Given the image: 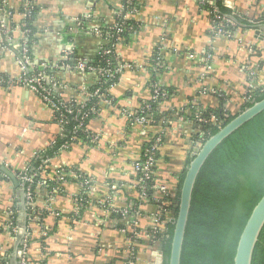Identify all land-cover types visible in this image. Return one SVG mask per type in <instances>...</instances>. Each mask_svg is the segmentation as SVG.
<instances>
[{"label": "crops", "instance_id": "crops-1", "mask_svg": "<svg viewBox=\"0 0 264 264\" xmlns=\"http://www.w3.org/2000/svg\"><path fill=\"white\" fill-rule=\"evenodd\" d=\"M9 1L11 31L4 42L0 38V75L19 79L23 75L20 45L25 40L22 23L27 0ZM136 1L140 10L134 17L140 29L116 48L120 61L128 65L110 90L118 103L103 102L99 114L89 122L88 128L97 135V141L74 140L51 157L47 167L51 172L64 167L65 179L56 181L49 171L51 174L44 180L55 183L48 185L42 180L34 188L35 218L28 210L26 234L35 264H124L130 243L129 232L124 229L128 221L121 224L113 212L103 210L104 200L112 209L128 201L141 204L140 237L135 246L137 264H163L162 240L150 235L154 226L150 219L159 204L149 196L141 198L135 186L137 172L133 163L144 143L157 136L162 138L157 172L177 191L179 177L197 143L198 124L188 116L197 110L240 111L252 68H258L257 81L264 83V39L256 37L254 29L243 28L232 37L214 36L211 2L215 4L216 0ZM222 1L227 8L247 17L264 19V0ZM126 3L127 0H34L38 8L37 32L30 48L32 64L28 75L46 64L47 76L51 77L48 82L61 98L85 99L97 74L82 71L74 64L78 60L90 63L102 53L110 39L93 31L116 24L117 17L125 14L119 12L125 10ZM160 45L165 48L166 67L159 81L167 90L160 111H174L175 115L146 127L132 125L128 111L139 107L150 95L152 60ZM207 54L211 58L205 64ZM63 134L54 110L34 91L18 84L0 85V163L12 173L24 171ZM75 171L92 179V200L80 213L76 203L83 190ZM0 178V264H16L26 188L17 177L2 170ZM156 192L160 200L164 194ZM11 220H16L20 231L9 227Z\"/></svg>", "mask_w": 264, "mask_h": 264}, {"label": "trees", "instance_id": "trees-1", "mask_svg": "<svg viewBox=\"0 0 264 264\" xmlns=\"http://www.w3.org/2000/svg\"><path fill=\"white\" fill-rule=\"evenodd\" d=\"M133 9H136L137 13L140 10V4L136 0H133V3L131 4L126 3L125 10L122 11V14ZM211 9H217L218 13L223 16L231 15L234 17L235 25H226L224 27L227 32H233V34L239 28L254 29L264 24V19L250 18L227 8L224 6L222 0H216L215 8L211 7ZM37 10L38 8L34 6L32 13L24 20L27 25L23 30L25 28L30 30L27 36L29 54L34 35L37 32L35 24ZM136 12L132 13V17L123 19V21L126 22L127 27L121 32V43L126 41L132 33L137 32L140 29V23L134 17ZM122 17L123 16H118L116 23H120ZM114 26L115 24L107 27L104 26L101 30L104 32L113 31L111 27ZM114 42L116 43V39L112 36L107 46L110 47ZM157 51L158 48L156 52ZM156 52L153 56V60L157 57ZM108 59H111L112 61L109 67H111L115 76L109 78L102 84L104 90L108 89L112 84H115L119 79L120 72L116 73L117 62L114 56L103 53H100L92 62H90L94 65L108 66ZM162 72L163 70L154 71L152 69L151 81H159ZM98 86L99 84L93 85L90 88V92L94 91ZM162 87L165 89L164 86ZM106 97L112 98L111 103H118L117 98L111 95H107ZM263 98L264 89L258 90L254 95V100L245 102L240 111L230 113L222 108L213 110V112L222 120V124L216 125L212 122L203 124L202 126L204 130L208 133V136H206L204 140L218 132L222 126L231 121L243 109ZM95 100L98 101V99ZM100 101L103 100L100 99ZM143 102L144 101H142L141 104H143ZM151 107V112L153 113L154 118L153 124L160 123L162 120L164 122L163 118L169 119L170 116L175 115L174 111L161 112L159 101L152 102ZM205 113L207 112L205 111ZM75 114L76 111L68 116L69 122L64 125V134L59 136L51 145L40 152L38 156L29 163L31 171H36L44 164L43 162L47 158L54 157L59 153L65 143H72L74 141L72 139L74 136L73 130L74 126L77 124L74 119ZM188 117L194 121L196 113L194 112ZM91 120L92 118H89L86 121V124H89ZM76 135L78 136L77 139L83 140L85 138L84 131L79 130ZM153 144L154 140L146 141L143 146V153ZM159 156L160 151L157 152L158 159ZM192 158L193 155H190L187 165ZM47 170L51 171V169ZM185 170L179 177L175 198L172 199L166 195H163L162 198L160 197L161 201L165 200L170 202L171 205L166 207V211L171 215L174 199L180 198V189L185 176ZM45 183L53 185L55 180L50 181L49 179H45ZM147 193L151 200H153V198H158L155 190L148 189ZM263 194L264 110L234 131L221 144H219L202 167L193 192L192 207L184 240L181 264H234V257L241 232L254 206L258 203ZM177 211L178 208L176 209V212ZM115 216L120 219L122 218L116 214ZM15 222L16 220L14 223ZM173 233L174 222H168L166 224V231L159 234V239L162 240V250L164 254L163 264H169L168 260ZM2 264H6V262ZM29 264H35L32 258H29ZM252 264H264V228L255 247Z\"/></svg>", "mask_w": 264, "mask_h": 264}, {"label": "built area", "instance_id": "built-area-1", "mask_svg": "<svg viewBox=\"0 0 264 264\" xmlns=\"http://www.w3.org/2000/svg\"><path fill=\"white\" fill-rule=\"evenodd\" d=\"M127 3L131 4L133 3V0H127ZM211 5L213 8H215V4L211 2ZM34 8V0H27L25 5V11L24 16L25 19L27 16H29L32 13V10ZM136 9L130 10L128 13L125 12V14L122 17V21L120 23H116L114 27H111L113 31L104 32L101 30V28H95L94 33L95 34H104L107 38H111L112 36L116 39V43H112V45L109 47L107 46L105 49H103L102 53L114 56L116 62L118 65H116V73L122 72L125 67L128 65L126 63H123L120 61L116 54V48L118 44L122 41L121 32L126 29L127 25L126 22L123 21V19H128L133 16L132 13L136 12ZM122 11L119 12V15H121ZM212 13V22L215 32L214 36H228L232 37L234 34L233 32H227L224 27L226 25L234 26L235 22L231 20L230 18L223 16L218 13L217 9H211ZM12 16L11 6L9 0H1L0 1V38L1 41L4 42L7 38L9 32L11 31L9 29V21ZM26 22L23 21L22 27L24 28L26 26ZM29 29L25 28L22 31L23 37L25 40H23L22 45H20L21 48V60L20 64L22 67V74L19 79H12V78H4L0 75V85H6L7 87H12L15 84L26 86L30 88L32 91H34L44 102H46L56 113V117L62 126L64 130V125L69 122L68 116L73 113L74 119L77 122V124L74 126L73 130V140H76L78 136L76 135L79 130L84 131L85 138L77 139L85 142H95L97 141V135L93 134L88 128V124H86V121L89 118H94L97 116L100 112L101 104L103 102L111 103L112 98L106 97L110 94V90L114 84H112L108 89L104 90L102 87V84L105 83L109 78H113L115 74L112 72L111 67L109 65L112 63L111 59H108L107 64L108 66H100V65H94L84 60H78L74 64L77 68H79L82 71H89V72H95L97 74V80L95 84H99L94 91L88 93L85 97V99L79 100L78 98L72 99V100H64L61 98L56 92L55 89L51 86V83H49L48 79L51 78L50 76H47L46 69L48 66L46 64H42L40 67L35 68V72L33 75H28V71L30 69V65L32 64L30 61L29 56V45L27 36L29 33ZM250 51L254 52V48L251 46ZM165 48L164 45H160L158 47V51L156 52L157 57L153 60V63L151 65V68L154 71H161L165 69L166 67V61L164 57ZM192 55V54H190ZM211 55L207 54L204 57L205 64L208 63L210 60ZM67 66H70V64H67ZM258 77V68H252L249 71V81L244 89L243 92V98L245 102L253 101L254 95L258 90L264 89V83H259L257 81ZM150 88V95L148 99L144 100L143 104H141L139 107L128 111V117L130 120V123L132 125H140V126H147L153 123V113L151 112V103L155 101H159V104L161 105L165 99L167 98V91L163 89L160 81H151L149 84ZM95 99H98L95 100ZM103 100V101H100ZM162 99V100H161ZM94 102V103H93ZM199 109V107L197 108ZM228 108H224V110L227 112ZM228 115V114H227ZM195 122L198 124L197 129H195V135L197 138L196 146L199 145L201 142H204L205 137L208 136V133L204 130L203 124L212 122L216 125H221L222 120L215 114V113H205L203 110H197ZM154 140V144L146 149V151L143 153V148L141 149L139 157L134 161L133 166L135 171L137 172V180L135 182L136 190H138L141 193L142 197L148 196V189H152L155 191H160L164 195L171 197L172 199L176 196V191L173 190L171 186H168L165 182H163L162 179L159 178L157 169H158V158H157V152L160 151V147L162 144V138L160 136L154 137L149 141ZM70 143H65L62 146V149H65L68 147ZM145 157V158H144ZM51 158H47L43 163L42 166H40L36 171H31L30 164L26 167L24 171H21L17 173L16 177L22 181L25 184L26 187V199H27V205L28 210L30 213L31 218H35V206H34V186H36L37 183H40L42 180H44V176L47 174H53L52 177L56 179V181H63L66 176V169L64 167H59L55 171H48L49 169L47 165L50 163ZM76 177L80 179V185L81 189L83 190L81 195L77 198V213H80L82 210H84L88 204L91 202V196H90V190L92 186V179L88 178L85 174L75 171ZM41 177V178H40ZM50 178V177H49ZM48 179V178H47ZM53 179V178H51ZM45 181V180H44ZM153 200L159 204L158 208L156 209L154 215L151 217V224L154 225L153 228H151L150 235L157 237L159 234H162L166 231V224L168 222H171L172 215L166 211V207H168L170 202L165 200H157L153 198ZM106 203V201H102V205L106 206L103 207V210H105L108 213H114V215L121 216L122 218H116L122 223L125 224L126 221H128V224L124 226L125 230L129 232L130 235V243L128 247V259L124 262V264H137V256H136V250L135 246L137 245V240L140 237V227H141V219H142V210H141V204H139L136 201H128L123 207L120 208H114L108 207L109 205ZM9 227L15 231H20L19 227L14 223V221L11 220ZM28 233V232H27ZM30 244L28 239V234H26L25 241L22 245L21 250L18 252V256L20 258L21 264H29V258H30V252H29ZM9 264V263H6Z\"/></svg>", "mask_w": 264, "mask_h": 264}, {"label": "water", "instance_id": "water-1", "mask_svg": "<svg viewBox=\"0 0 264 264\" xmlns=\"http://www.w3.org/2000/svg\"><path fill=\"white\" fill-rule=\"evenodd\" d=\"M226 17L234 20L231 15ZM255 36L259 39H264V24L254 28ZM264 110V98L254 102L251 106L243 109L231 121L222 126L218 132L209 136L204 142L197 145L192 153L193 158L186 166L185 176L180 189V198L174 199L171 222H174V233L172 238L171 250L169 255V264H181L184 240L189 221L190 211L192 207L193 192L197 182V178L202 167L206 163L209 156L228 136L239 129L246 122L254 118ZM0 169L7 173L10 177L16 178V175L0 163ZM26 188V187H25ZM26 192V189H25ZM178 211L176 212V209ZM27 204L24 200V222L21 227L23 233L20 236L19 243L16 247V253L21 250L26 237L27 223ZM264 228V194L258 203L254 206L238 240L234 264H252L254 250L259 241L261 232ZM164 237V236H163ZM161 255L163 250L161 249ZM16 264H21L20 258L17 255Z\"/></svg>", "mask_w": 264, "mask_h": 264}]
</instances>
